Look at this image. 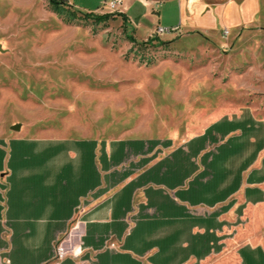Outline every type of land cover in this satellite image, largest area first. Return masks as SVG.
Returning <instances> with one entry per match:
<instances>
[{
	"label": "crops",
	"instance_id": "crops-1",
	"mask_svg": "<svg viewBox=\"0 0 264 264\" xmlns=\"http://www.w3.org/2000/svg\"><path fill=\"white\" fill-rule=\"evenodd\" d=\"M110 1L94 13L132 22L137 2L148 18L159 1L176 5L174 32L147 36L164 41L244 33L264 17V0H122L118 11ZM262 130L253 117H224L179 144L0 138V264H212L230 210L263 198ZM239 255L264 264L260 247Z\"/></svg>",
	"mask_w": 264,
	"mask_h": 264
},
{
	"label": "rangeland",
	"instance_id": "rangeland-1",
	"mask_svg": "<svg viewBox=\"0 0 264 264\" xmlns=\"http://www.w3.org/2000/svg\"><path fill=\"white\" fill-rule=\"evenodd\" d=\"M67 1L0 0L1 139L179 144L224 117H253L264 136V17L244 33L164 41L147 36L177 24L176 5L159 1L148 18L137 2L132 22L119 12L96 22L85 13L109 0ZM260 158L264 173V149ZM233 208L212 264H242V247L264 251V189L261 201Z\"/></svg>",
	"mask_w": 264,
	"mask_h": 264
},
{
	"label": "built area",
	"instance_id": "built-area-1",
	"mask_svg": "<svg viewBox=\"0 0 264 264\" xmlns=\"http://www.w3.org/2000/svg\"><path fill=\"white\" fill-rule=\"evenodd\" d=\"M122 4V0H112L109 2V5L111 7V9H113L114 11H118L119 10V6ZM166 30L168 32L171 31L170 28L168 29H165V28H160L159 29V32L160 33H163V32H166ZM68 248L62 243H57L56 244V250H55V256L59 259L65 257L67 254H68Z\"/></svg>",
	"mask_w": 264,
	"mask_h": 264
},
{
	"label": "trees",
	"instance_id": "trees-1",
	"mask_svg": "<svg viewBox=\"0 0 264 264\" xmlns=\"http://www.w3.org/2000/svg\"><path fill=\"white\" fill-rule=\"evenodd\" d=\"M55 6H60L63 4H67V0H50ZM86 17L88 18H93L96 22H104L108 19H110L111 17L115 16V14L112 13H107V14H102V15H98L94 12H90V13H85ZM126 18V17H124ZM161 44H163L164 42H159Z\"/></svg>",
	"mask_w": 264,
	"mask_h": 264
}]
</instances>
